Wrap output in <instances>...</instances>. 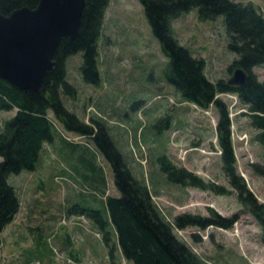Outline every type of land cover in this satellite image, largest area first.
<instances>
[{"label":"rangeland","instance_id":"1","mask_svg":"<svg viewBox=\"0 0 264 264\" xmlns=\"http://www.w3.org/2000/svg\"><path fill=\"white\" fill-rule=\"evenodd\" d=\"M233 1L252 4L264 19V0ZM171 26L179 43L205 62L209 79L226 81L232 75L236 68L229 66L235 54L228 49L222 16L202 20L192 9L172 19ZM167 62L140 1L109 0L97 41L98 84L83 79L81 51L67 56L66 80L75 91L60 93L62 103L86 124L106 126L133 176L147 184L167 221L181 214L230 220L227 228L173 227L206 264H264L261 225L224 171L219 109L215 103L201 107L185 101L164 77ZM252 72L264 81V64ZM216 97L227 107L235 173L264 204V179L253 171V165L264 160V147L254 139L256 130L238 97ZM14 113L1 111L0 127ZM48 115L54 123L53 138L43 143L34 169L7 178L20 206L0 233V264H131L122 257L114 234L110 256L99 225L79 211L98 209L104 216L105 197L118 195L109 164L96 153L91 138L65 129L51 110ZM162 154L228 193L168 181L159 167ZM83 162L102 167L104 185L84 178L89 177Z\"/></svg>","mask_w":264,"mask_h":264},{"label":"trees","instance_id":"2","mask_svg":"<svg viewBox=\"0 0 264 264\" xmlns=\"http://www.w3.org/2000/svg\"><path fill=\"white\" fill-rule=\"evenodd\" d=\"M152 33L159 42L161 52L168 59L164 77L185 101L201 107L215 103L219 109L218 141L224 171L230 184L238 190L241 203L256 217L262 228L264 243V204L245 188L242 179L235 173L227 107L216 95L233 93L246 108L250 126L256 130L254 139L264 147V81H259L252 72L254 66L264 64V19L250 3L233 0H139ZM38 0H0V11L7 14L22 6L34 7ZM109 0H84L78 33L73 40L63 38L54 54V70L44 78L40 93L20 90L0 77V112L15 109L12 117L4 119L0 127V233L19 210V199L13 186L7 182L8 175L22 170L34 169L44 142L52 140L53 121L65 129L92 139L94 150L109 164L117 196L107 195L104 213L98 209H81L82 214L92 217L99 225L102 239L110 246L111 234L117 240L122 257L131 264H206L184 241L173 232V227L188 225L205 227L216 225L227 228L231 222L226 218L202 217L181 214L170 223L160 213L152 200L151 191L145 182L137 180L122 153L116 147L106 126L94 121L90 126L62 103L60 93L74 94L73 86L66 80L67 56L82 52L80 70L83 79L98 84L97 41L102 30L104 13ZM196 9L200 19L213 20L223 17L228 36V49L235 54L229 66L241 67L248 75L245 84L232 86L224 79H209L205 62L193 54L174 36L172 19L181 12ZM160 170L168 181L183 186L212 189L226 194L223 186L204 182L198 175L175 165L166 154L158 158ZM88 172L87 181L105 184L101 166L82 164ZM82 167V166H81ZM80 167V168H81ZM85 171V170H84ZM255 174L264 179V160L253 165ZM90 175V176H89ZM111 228V229H110ZM1 244V238H0Z\"/></svg>","mask_w":264,"mask_h":264},{"label":"water","instance_id":"3","mask_svg":"<svg viewBox=\"0 0 264 264\" xmlns=\"http://www.w3.org/2000/svg\"><path fill=\"white\" fill-rule=\"evenodd\" d=\"M83 7L84 0H38L34 7L0 11V77L20 90L40 93L61 40L76 37ZM247 77L237 67L226 82L240 86Z\"/></svg>","mask_w":264,"mask_h":264}]
</instances>
